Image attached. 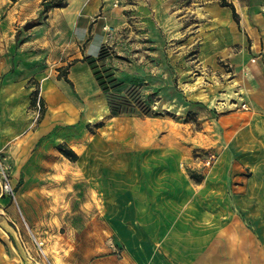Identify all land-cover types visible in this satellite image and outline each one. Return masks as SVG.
I'll return each mask as SVG.
<instances>
[{"label":"rangeland","instance_id":"1","mask_svg":"<svg viewBox=\"0 0 264 264\" xmlns=\"http://www.w3.org/2000/svg\"><path fill=\"white\" fill-rule=\"evenodd\" d=\"M53 1L0 0V20L9 18L1 34L17 35L16 47L27 42L29 49L15 53L12 74L29 78L33 122L0 152L14 191L12 198L0 183V264H57L58 241L80 234L108 245L120 223L115 213L130 199L154 207L168 191L241 195L243 222L245 207L264 208V200L242 195L256 168L240 167L238 155L250 139L257 142L241 131L248 121L232 115L247 112L240 77L201 53L202 6L213 0H102L92 17L105 32V65L120 82L139 86L157 117H114L88 68L97 84L93 98L107 109L90 106L72 77L85 63L88 40H74ZM25 35H43L44 42ZM101 40L95 36L90 56L98 58ZM43 83L54 91L46 94ZM59 144L78 159L61 154Z\"/></svg>","mask_w":264,"mask_h":264},{"label":"crops","instance_id":"2","mask_svg":"<svg viewBox=\"0 0 264 264\" xmlns=\"http://www.w3.org/2000/svg\"><path fill=\"white\" fill-rule=\"evenodd\" d=\"M222 1L234 6L237 20L229 7L221 5ZM222 1L213 0L202 6L204 17L198 32L202 35L201 53L209 64L218 65L219 59L229 63L240 77L242 100L249 104L250 111L232 115L248 121L241 131L254 136L257 142L253 144L250 139L238 155L240 167L251 164L256 168V174L247 178L249 187L242 195L264 200V171L260 170L264 168V0ZM84 3L68 1L63 8L62 26L69 29L74 40H88L85 55L90 56L95 36H101V47L105 43L101 23H92L102 0H89L86 7ZM8 20H0V152L33 124L28 114L32 93L29 78L12 74L15 53L29 49L27 42L21 49L16 47L17 35L1 34ZM25 36L28 41L44 42L43 35ZM88 68L81 63L72 76L83 98L88 97L81 89V79L93 96L98 95ZM46 88V94L54 91L48 84ZM242 178L238 175L234 180L242 182ZM129 201L115 213L120 223L114 225L112 242L106 245L104 241L83 238L82 234L79 238L59 240L57 264H264V208L245 207L243 222L241 195L231 199L224 193L168 191L161 194L154 207H146L143 200L137 204Z\"/></svg>","mask_w":264,"mask_h":264},{"label":"trees","instance_id":"3","mask_svg":"<svg viewBox=\"0 0 264 264\" xmlns=\"http://www.w3.org/2000/svg\"><path fill=\"white\" fill-rule=\"evenodd\" d=\"M53 2V7L56 8H65L67 6L66 0H54ZM221 5L229 7L233 11L234 18L237 20L238 16L232 4L222 1ZM106 59L107 54L105 46H102L98 58L87 56L82 61L89 66L100 89L106 95L111 114L114 117L133 115L157 117L161 115V113L155 111L148 100L143 97L139 86H127L114 76L111 70L105 65ZM65 80L68 83L71 82L67 77H65ZM58 150L72 161L78 159V155L75 151L68 148L65 144H59Z\"/></svg>","mask_w":264,"mask_h":264},{"label":"built area","instance_id":"4","mask_svg":"<svg viewBox=\"0 0 264 264\" xmlns=\"http://www.w3.org/2000/svg\"><path fill=\"white\" fill-rule=\"evenodd\" d=\"M254 61V60H253ZM240 108L243 110V111H249L250 110V107H249V104L246 103V102H243L241 103L240 105ZM212 164V160H208L207 161V166H211ZM0 178H1V185H2V188H4L6 190V192L12 197L14 198V191L10 185V182H9V179L6 175V172H5V167H4V164L2 163L1 161V158H0ZM35 243L37 245V247L41 250L42 253H44V250H43V243L38 241L37 239L35 240Z\"/></svg>","mask_w":264,"mask_h":264},{"label":"bare ground","instance_id":"5","mask_svg":"<svg viewBox=\"0 0 264 264\" xmlns=\"http://www.w3.org/2000/svg\"><path fill=\"white\" fill-rule=\"evenodd\" d=\"M48 81V80H47ZM47 85L46 83L44 84V90L47 89L46 88ZM81 89L82 91H84L86 94H87V97L86 98L87 100H89L90 102V106L92 107H96V108H99V107H106L107 109V106L105 104H103L100 100L98 99H94L93 98V95H92V90L91 88L86 84V82L84 80L81 79ZM93 98V99H92ZM128 141V140H127ZM101 149V148H100ZM90 150V149H89ZM86 152V151H85ZM99 154V153H98ZM85 156V155H84ZM97 156V155H96ZM88 157V156H87ZM102 164V163H101ZM105 164V163H104ZM118 176V175H117ZM102 185V184H101ZM57 198V196H56ZM58 200V199H57Z\"/></svg>","mask_w":264,"mask_h":264},{"label":"water","instance_id":"6","mask_svg":"<svg viewBox=\"0 0 264 264\" xmlns=\"http://www.w3.org/2000/svg\"><path fill=\"white\" fill-rule=\"evenodd\" d=\"M27 28H29V27L27 26Z\"/></svg>","mask_w":264,"mask_h":264}]
</instances>
